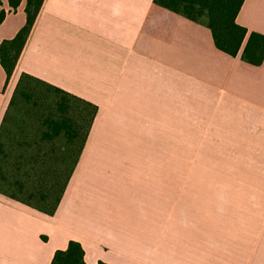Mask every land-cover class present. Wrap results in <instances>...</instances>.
<instances>
[{"label": "crops", "instance_id": "0c3cea01", "mask_svg": "<svg viewBox=\"0 0 264 264\" xmlns=\"http://www.w3.org/2000/svg\"><path fill=\"white\" fill-rule=\"evenodd\" d=\"M235 20L264 34V0ZM240 53L154 0H44L6 86L0 64V129L22 73L97 111L53 214L0 193V264H50L70 240L86 264H264V59Z\"/></svg>", "mask_w": 264, "mask_h": 264}, {"label": "trees", "instance_id": "16d2710c", "mask_svg": "<svg viewBox=\"0 0 264 264\" xmlns=\"http://www.w3.org/2000/svg\"><path fill=\"white\" fill-rule=\"evenodd\" d=\"M43 1L25 0L24 25L12 38L0 42V64L6 76L5 86ZM243 1L154 0L161 7L208 26L217 49L231 56H236L241 49L242 60L259 65L264 59V34L248 32L236 22ZM20 2L8 0V11H15ZM8 11L0 9V23ZM11 111L13 118L10 119H24L25 127L26 117L40 121L36 126L20 131L23 137H32L31 145L6 147L2 142L4 125ZM96 111L94 104L22 73L0 129V193L43 213L53 214L75 169ZM50 264H86L81 244L70 240L65 249L54 252Z\"/></svg>", "mask_w": 264, "mask_h": 264}, {"label": "rangeland", "instance_id": "374dc122", "mask_svg": "<svg viewBox=\"0 0 264 264\" xmlns=\"http://www.w3.org/2000/svg\"><path fill=\"white\" fill-rule=\"evenodd\" d=\"M34 85V84H32ZM42 89V88H41ZM45 90V88H44ZM36 108H33L32 110H35ZM13 111H11V115L9 116L8 118V122L7 124L4 126L5 129H6V132H9V133H6L5 134V137L3 138V143L4 145L7 147V146H10L8 145L10 141L12 140H15L16 143H20V142H27V141H30L29 139H32V137H29V136H22L21 134V129L23 128H26V129H30V127L33 125V126H36L37 123H40V121L38 119H32L30 120L31 118H27V122H25L26 124V127L23 126V122L24 119H21V118H15L13 119L15 123H13V120L10 119V117L13 118V115H12ZM36 114V113H35ZM30 126V127H29ZM6 139V140H4ZM8 139V140H7ZM37 140V139H36ZM63 140V139H62ZM64 141V140H63Z\"/></svg>", "mask_w": 264, "mask_h": 264}]
</instances>
